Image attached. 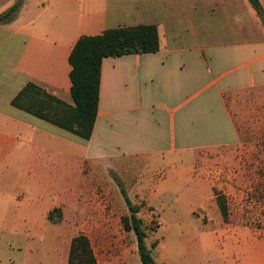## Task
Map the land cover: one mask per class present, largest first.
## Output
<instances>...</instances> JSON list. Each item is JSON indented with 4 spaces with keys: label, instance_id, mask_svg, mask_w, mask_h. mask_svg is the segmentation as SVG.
Instances as JSON below:
<instances>
[{
    "label": "crops",
    "instance_id": "crops-1",
    "mask_svg": "<svg viewBox=\"0 0 264 264\" xmlns=\"http://www.w3.org/2000/svg\"><path fill=\"white\" fill-rule=\"evenodd\" d=\"M17 4L0 24V176L21 172L29 201L40 196L49 207L57 180L69 187L70 176L82 180L85 163L96 169L110 158L135 201H160L162 211L159 197L184 181L205 198L187 226L175 210L160 224L166 236L153 251L156 263L264 264V224L233 220L230 211L225 218L192 168L197 155L242 148L264 129V22L250 1L0 0V16ZM141 25L158 27L160 49L103 60L90 140L12 105L29 84L73 105L69 58L79 39Z\"/></svg>",
    "mask_w": 264,
    "mask_h": 264
},
{
    "label": "rangeland",
    "instance_id": "rangeland-1",
    "mask_svg": "<svg viewBox=\"0 0 264 264\" xmlns=\"http://www.w3.org/2000/svg\"><path fill=\"white\" fill-rule=\"evenodd\" d=\"M211 89L196 99L205 97ZM106 156H110L108 151ZM110 160H100V168L96 169L85 163L82 180L79 174L70 176L69 187L59 186L57 180L49 207L39 201L40 196L29 201L25 187L18 183L21 172L0 176V195L4 199L0 204V264H67L71 241L79 235L89 238L98 264H141L137 238L122 225V218L129 211L121 187L133 204L144 207L140 218L146 245L152 251L166 236L159 226L169 221L172 210L179 215L176 220L185 226L195 220L187 214L193 210L198 213L196 205L205 198V193L195 192L197 187L183 181L178 193L160 196L165 204L163 211L159 209L160 201L152 202V206L145 201L140 205L132 186L109 168ZM192 168L195 177L208 183L212 196L225 199L233 220L243 216L247 223L264 224V129L255 132L242 148L197 155ZM22 195L26 196L25 201L19 203L17 197ZM203 210L210 213L211 208L205 205Z\"/></svg>",
    "mask_w": 264,
    "mask_h": 264
},
{
    "label": "trees",
    "instance_id": "trees-1",
    "mask_svg": "<svg viewBox=\"0 0 264 264\" xmlns=\"http://www.w3.org/2000/svg\"><path fill=\"white\" fill-rule=\"evenodd\" d=\"M249 1L264 22V9L260 0ZM19 7L17 4L0 16V24L12 20ZM159 49L160 40L156 25L121 27L106 30L97 36H83L74 46L69 58L72 67L70 80L73 105L47 94L34 84L27 85L14 98L12 105L88 141L92 137L98 116L103 60L110 57L156 53ZM121 193L129 211V214L122 218V225L126 232H133L137 238L141 264H157L153 251L146 245L147 236L143 221L138 216L141 207L132 203L123 187ZM218 204L223 216L227 218L229 207L225 199L219 197ZM49 219L53 221L51 214ZM68 264H98L87 236L79 235L73 238Z\"/></svg>",
    "mask_w": 264,
    "mask_h": 264
}]
</instances>
